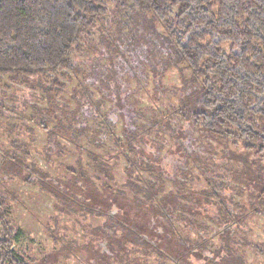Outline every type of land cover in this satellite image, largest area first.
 Here are the masks:
<instances>
[{
    "label": "rangeland",
    "instance_id": "374dc122",
    "mask_svg": "<svg viewBox=\"0 0 264 264\" xmlns=\"http://www.w3.org/2000/svg\"><path fill=\"white\" fill-rule=\"evenodd\" d=\"M106 5L104 17L80 35L71 69L0 76V194L20 231L13 249L28 264H228L237 257L264 264V155L178 117L195 85L183 65H168L162 24L117 0ZM80 129L95 141L86 144ZM110 129L123 149L105 134ZM123 152L147 156L158 168L152 173L161 172L170 218L153 221H172L191 245L200 243L195 256L181 261L171 251L175 259L167 258L122 239L125 231L102 214L104 182L127 192ZM89 153L105 161L112 179L92 178ZM77 163L90 165V191L71 186ZM154 222L153 242L160 238L172 250L173 239H164ZM222 237L233 240L227 260Z\"/></svg>",
    "mask_w": 264,
    "mask_h": 264
},
{
    "label": "trees",
    "instance_id": "16d2710c",
    "mask_svg": "<svg viewBox=\"0 0 264 264\" xmlns=\"http://www.w3.org/2000/svg\"><path fill=\"white\" fill-rule=\"evenodd\" d=\"M108 1L0 0V76H48L61 69H71V53L80 35L104 17ZM117 1L128 10L150 13L162 24L165 32L162 41L172 61L168 65H183L189 71V79L195 86L181 99L175 114L207 134L241 142L246 151L263 156L264 0ZM224 45L228 48L224 49ZM84 133V129L77 132L78 136ZM105 134L117 147L124 148L111 129ZM84 136L86 144L95 141L93 134ZM135 138L132 134L125 139L127 148ZM89 154L92 171L97 173L92 178L100 181L97 175L103 174L106 179H112L105 161ZM123 154L127 164V192L112 190L104 182L106 193L99 204L102 214L125 231L122 239L154 247L160 256L172 258L174 254L177 259L186 261L200 243L191 245L190 239L172 221L162 225L153 221L158 220L159 215L168 221L170 218L163 204L167 200L162 196L161 172L152 173L158 168L147 156L139 160L134 153ZM89 166L77 163V170H71L74 176L71 186L90 191ZM138 169L151 172L145 176L141 170L137 172ZM112 208H116V213L109 212ZM183 211L191 213L185 208ZM139 215H144V220H139ZM153 222L161 228L164 239H173L172 250L161 244L160 236L158 242L155 239L153 242L158 236L151 226ZM239 222L234 220L230 224ZM0 230V264H28L13 249L20 231L9 220L1 194ZM232 241L231 237L222 239L224 260L233 252L229 247ZM227 263L243 264L239 257Z\"/></svg>",
    "mask_w": 264,
    "mask_h": 264
}]
</instances>
